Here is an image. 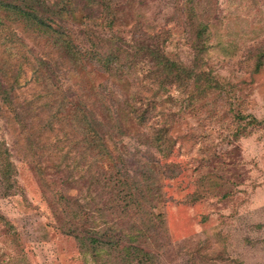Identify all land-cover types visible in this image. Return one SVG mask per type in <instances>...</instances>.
Instances as JSON below:
<instances>
[{"label": "rangeland", "instance_id": "obj_1", "mask_svg": "<svg viewBox=\"0 0 264 264\" xmlns=\"http://www.w3.org/2000/svg\"><path fill=\"white\" fill-rule=\"evenodd\" d=\"M138 1L125 2L127 5L121 7V21L113 27V34L128 40L130 26L137 23L149 35L165 31L162 37L169 35L165 51L178 59H191L195 52L187 44L177 15L164 9L155 13L150 5L143 9ZM200 5L206 8L204 20L211 25L209 42L214 45L204 54L207 66L224 86L222 92L191 104L184 102L187 93L182 91L171 90L168 100L166 95L162 97L161 106L170 116L163 119L172 123L175 140L168 160L178 164V174L163 180L161 191H155L159 202L156 212L161 214L164 226L160 245L153 247L160 264H264V60L254 71L258 52L264 56V0H200ZM63 15L66 22H57L59 26L74 34L78 44L88 47L85 30L77 22L79 15ZM2 19L0 67L12 77L10 84L13 75L23 83L11 96L16 110L29 123L31 138L21 133L13 116L4 113L8 109L2 108L0 141L16 168L18 188L17 194L6 196L0 186V214L15 228L10 231L0 224V264H113L133 247L129 231L118 228L125 237L116 247H79L73 238L54 229L56 222L47 190L39 182L35 168L41 167L48 182L56 183L65 195L79 202L81 220L89 216L98 219L118 192L104 186L109 176L108 158L120 155L130 164L133 154L109 150L98 153L91 138L84 142L70 127L61 124V117L52 118L45 111L42 114L44 105L59 97L44 89L45 84L34 81L31 63L36 55L56 57L55 49L36 44L37 40L28 41L17 26L0 14ZM13 30L25 46L14 43L10 34ZM110 37L106 32L93 35L91 41L98 43L97 48L104 45L108 49ZM85 77L84 90L90 103L96 100V87L106 85V93L110 90V81L96 75ZM71 79L60 76L63 90L68 87L67 94L74 101L73 93L80 84L76 87L78 79ZM120 86L124 94L128 88ZM120 99L117 103L128 102L126 95ZM89 107L99 110L98 120L106 130L114 127L116 115H109L107 106ZM127 128L125 142L133 147L138 142L143 145L144 138L129 125ZM27 136L32 142L26 141ZM155 156L159 157L157 153ZM153 195L149 193L151 198ZM108 217L104 216L105 220Z\"/></svg>", "mask_w": 264, "mask_h": 264}, {"label": "trees", "instance_id": "obj_2", "mask_svg": "<svg viewBox=\"0 0 264 264\" xmlns=\"http://www.w3.org/2000/svg\"><path fill=\"white\" fill-rule=\"evenodd\" d=\"M131 1L0 0V14L10 24L17 26L28 41L37 40L36 44L55 49L56 57L36 55L31 63L35 72L34 81L45 84L44 89L51 91L55 98L59 97L52 104H45L42 114L50 112L52 118L61 117V124L70 127L84 142L91 138L92 142L97 144L98 153H107L106 150L122 151L121 154H133L134 157L130 159V164L120 155L108 158L111 162L104 186L110 187L115 193L118 192L114 202L103 210L98 219L89 216L87 220H81L79 202L65 195L56 183L48 182L41 167L37 166L35 172L39 176V182L47 190L48 205L56 218L54 229L73 238L82 248L84 245L116 247L125 237L118 229L123 228L129 231L127 233L132 237L133 247L124 251L122 257L120 254L113 264H160L158 251H154L153 245H160L164 221L161 214L156 212L159 202L156 200L155 191H161L163 180L174 178L178 174V164L168 160L174 150L175 140L171 135L172 123L163 119L164 116L167 119L170 116L165 114L161 106L164 103L162 97L166 95L165 100H168L171 96L167 95L171 90L182 91L187 93L184 102L191 104L213 93L222 92L224 85L220 82L221 78L214 75L207 66L204 54L214 45L209 42L212 37L211 25L204 20L206 8L201 7L200 0L137 2L143 9L151 6L155 13L164 9L170 11L173 16L177 15V22L187 35V44L195 52L191 59L188 57L185 60L172 57L165 51L169 36L162 37L165 31L149 35L141 30L137 23L130 26L128 40L113 34V27L121 21V7L127 5L125 2ZM154 5L157 7H152ZM63 12L68 15L76 12L77 16L79 15L77 22L85 30L88 47L78 44L74 34L59 26L57 22H66ZM2 22L3 19L0 26L3 25ZM106 32L111 34L108 39V42H111L110 47L105 49L102 45L104 49L102 46L97 48L98 43H93L91 37ZM10 34L16 40H13L14 43L24 45L22 37L17 36L14 30L10 31ZM16 48L15 46L14 49ZM263 60V53L258 52L255 72L260 69ZM7 75L8 71L0 67V116L4 112L3 109L7 108L4 113L11 114L21 133L31 138L29 123L18 113L11 96L23 83H20L18 76L13 75L10 84L8 81L12 77ZM91 75L111 82L107 93L106 85L102 89L101 85L96 87L93 93L96 100L92 103L89 102L91 98L86 94L83 82L85 76ZM60 76L69 80L78 79L79 82L75 85L78 87L80 84V89L73 93L76 94L74 101L67 94L69 88L63 90ZM123 84L128 88L124 94L120 86ZM119 95H126L128 102L117 103L121 100ZM108 102H112L111 105H108ZM89 104L98 108L107 106L105 110L109 115L115 113L114 127L106 130L102 121L98 120L99 110L89 107ZM124 123L134 129L137 136L144 138L143 145L138 142V145L133 147L125 142L129 128ZM36 139L39 141V136ZM26 141L32 142L28 136ZM131 146L134 149H131ZM155 153L159 157H156ZM10 157L5 144L0 141V186L6 196H14L18 188L16 168ZM149 193L154 194L152 198ZM193 200H198V197ZM104 216H109L108 220H105ZM1 223L8 230L15 231L2 214ZM102 224L104 226L100 228ZM86 225L88 227H85ZM115 232L118 233L117 237ZM115 250L116 253L121 252Z\"/></svg>", "mask_w": 264, "mask_h": 264}]
</instances>
